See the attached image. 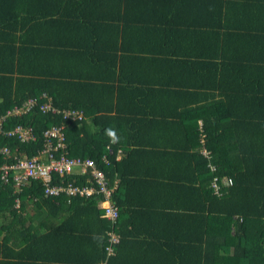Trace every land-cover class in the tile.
<instances>
[{"label": "trees", "instance_id": "trees-1", "mask_svg": "<svg viewBox=\"0 0 264 264\" xmlns=\"http://www.w3.org/2000/svg\"><path fill=\"white\" fill-rule=\"evenodd\" d=\"M4 2L0 27L12 32L14 58L13 66L0 67V116L29 98L49 97L58 109H78L84 117L66 120L35 107L7 118L3 126H31L36 140L24 143L0 134V147L36 155L44 131L64 124L68 155L94 159L110 188L117 180L112 198L118 216L108 218L99 195L68 202L63 194L46 195L41 180L15 185L0 178V215L8 212L11 232L25 236L16 243L19 253H33L0 264H264V0H162L157 17L148 9L141 12L138 0H11L9 11ZM130 8L139 10L135 18L128 15ZM181 14H195L192 22L200 29L185 28ZM36 34L42 37L26 44L25 36ZM137 37L136 49L130 40ZM180 38L193 45L205 38L210 74L186 83L193 90H175L171 106H152L131 72L140 68L135 61L148 51L145 39L158 44ZM83 41L92 49L78 57L69 49ZM172 48L153 49L166 55ZM72 51L80 61L103 65V73L45 71V61L70 58ZM150 130L161 135L148 136ZM162 158L169 163L162 175L169 182L158 189L151 209L142 200L152 174L145 169ZM5 161L0 153V164ZM53 176L56 184H81L91 174ZM180 222L197 230L194 238L181 239ZM113 234L119 238L114 244ZM6 244L0 242L2 253Z\"/></svg>", "mask_w": 264, "mask_h": 264}, {"label": "crops", "instance_id": "crops-1", "mask_svg": "<svg viewBox=\"0 0 264 264\" xmlns=\"http://www.w3.org/2000/svg\"><path fill=\"white\" fill-rule=\"evenodd\" d=\"M159 3V9L162 6V0H157ZM157 1L155 0H138L137 5L141 12H148L149 15H156L159 14L156 10ZM198 1V0H195ZM4 7L10 10L9 7H12L11 0H5L3 3ZM1 8V7H0ZM205 9V8H204ZM132 10V11H131ZM137 8L134 10L132 8L129 9L128 15L132 18H135L137 15V12L139 11ZM192 10V9H191ZM1 11V9H0ZM7 11V10H6ZM179 12H184L183 8ZM8 13V12H7ZM6 13V14H7ZM143 13V14H144ZM194 13V12H193ZM11 14V12H10ZM1 16V13H0ZM9 15H7L8 17ZM182 18L185 21L186 27L193 31L194 29H200V24H193L192 20L194 19V22L196 20L195 14H181ZM177 17V16H175ZM11 18V17H10ZM0 18V22H1ZM156 19V18H155ZM9 19L4 18V22L8 21ZM3 21V20H2ZM12 22V21H10ZM188 23V24H187ZM205 24V23H204ZM7 25V24H6ZM13 26V23H11ZM10 25V27H11ZM177 26V25H176ZM194 26V27H193ZM183 27V26H182ZM10 34H7L6 31H2V28L0 27V67H6L7 69L11 66H13V56L14 51L12 48V32L9 30ZM70 36L69 43L71 44L74 39V34H68ZM38 35L35 36H25L26 44L29 43V40L31 41L33 38H36ZM42 37V36H41ZM53 37V36H52ZM4 38L6 40H4ZM64 40V39H63ZM68 41V39H65ZM201 38H198V43L193 45V40L191 39H178V42H169V43H152L148 39L144 40L143 45L148 47V51L146 53H140L142 58L140 61L136 60L135 65L136 67H140L137 71H131L132 74H136L139 78L140 88L146 92L149 96L148 98H145L147 101H149V104H152V106H171L174 99V92L175 90H181L183 91H190L195 89L192 84H186V83H192L195 80H205V76L207 74H210L208 65H209V57L206 54L205 50V38L203 40V44H201ZM76 42L73 41V44ZM195 42V41H194ZM68 43V42H67ZM83 41L79 43L75 48L69 49V50H75L78 54V57L85 54L86 51H89L91 48V43ZM130 43H133L131 47L136 48L140 47L138 37L135 39H131ZM26 44L24 45L25 47ZM209 44V43H208ZM210 45V44H209ZM159 46H168L169 48L175 47L176 52L174 53V50L172 48L171 52L166 55H160V53L157 50H154L153 48L159 47ZM29 48V47H28ZM85 48V49H84ZM213 52L212 50H210ZM56 53L55 55H57ZM26 57H29L28 55ZM191 64H197L196 69L194 66H191ZM53 65V66H51ZM101 67V68H100ZM102 68L103 65L100 66L99 63L94 62H87L86 60H78L74 52L72 51L70 58L67 57H59V58H53L49 59L48 61H45L44 63V69L45 71L53 72L55 74H63V73H69V74H102ZM73 72V73H72ZM99 72V73H96ZM193 78V79H192ZM160 82H166L164 85H161ZM151 89V90H150ZM201 104V103H197ZM187 106H194V104L187 103L185 104ZM147 114L144 118H146ZM150 118L152 117L149 114ZM172 117H169V121ZM146 120V119H145ZM151 121V119H150ZM149 122V121H148ZM166 123V122H162ZM155 130H150V133H147L148 136L150 134L154 135H161V132H155ZM156 166H152L145 169V171H151L152 174L147 176V179L145 181V184L143 185V192L146 191L147 195H143V201L146 202V206L151 207V209L155 208L156 202L158 200L157 191L158 189L160 191H163L162 184L168 183L169 179H163L162 175L168 174V165L169 163L162 158V161H159ZM171 165V164H170ZM159 173V174H158ZM144 176L141 177L139 181H144ZM163 182V183H162ZM161 187V188H160ZM6 215V217H5ZM5 215H0V242H7V246L5 247V251L2 253L0 249V261L10 262L15 260V257L19 253L20 245L16 243H20L21 241H24L25 236L23 234L17 235L18 233H12L10 229L11 228V220L12 216L9 215L8 212H6ZM60 221L59 218L55 219V222L58 223ZM179 227H183L184 230H180L179 235L182 238L190 239L194 238V233L192 231L197 230H186L188 227H190L187 222H180ZM42 231V230H41ZM202 230H198V232H201ZM203 232H206V230H203ZM206 236V234H204ZM24 246V243L21 244ZM186 245H189V242L186 243ZM61 247V242L59 241V245L56 246L57 249ZM33 253H25L22 254L19 253V255H31ZM32 256V255H31Z\"/></svg>", "mask_w": 264, "mask_h": 264}, {"label": "built area", "instance_id": "built-area-1", "mask_svg": "<svg viewBox=\"0 0 264 264\" xmlns=\"http://www.w3.org/2000/svg\"><path fill=\"white\" fill-rule=\"evenodd\" d=\"M37 109L43 113L62 114L64 119L82 120L84 113L78 109L60 110L53 105L52 99L47 98L43 102H39L36 98H29L21 107L14 106L7 110L5 114L0 116V134L6 137H16L21 142L30 143L36 140L33 127L25 125H17L13 128H5L3 125L7 118L26 114L31 109ZM43 146L38 153L29 156L26 153H17L9 146L0 147V153L6 159L0 164V178L5 182H14L15 185L24 184L28 180H41L45 186L46 195L61 196L62 194L68 198V202L72 197L89 198L99 195L102 198L101 206L105 209V213L111 220H116L118 216V208L114 201L113 194L117 188V180L115 185L110 188L109 177L106 172L97 165L92 158H82L79 156H69L67 144L65 142V125H53L47 128L43 134ZM110 153H113L111 144L107 145ZM203 154L210 156V152L204 148ZM123 150L118 148L116 159L120 160ZM105 163H109V158L105 156ZM214 169V167H212ZM54 173L64 174H88L91 176L88 181L81 184L68 182L67 184L54 183ZM230 182V179L226 180ZM218 178L213 181L214 187L218 188ZM19 205V199H17ZM118 237L113 234L110 237L112 244L118 241ZM109 253L113 248L108 247Z\"/></svg>", "mask_w": 264, "mask_h": 264}, {"label": "clouds", "instance_id": "clouds-1", "mask_svg": "<svg viewBox=\"0 0 264 264\" xmlns=\"http://www.w3.org/2000/svg\"><path fill=\"white\" fill-rule=\"evenodd\" d=\"M203 149H204V148H202V151H201V152H202V154H203ZM208 151H209V150H208ZM209 152H210V151H209ZM203 155H204V156H206L205 154H203ZM122 156H123V155H122ZM212 167H213V166H212Z\"/></svg>", "mask_w": 264, "mask_h": 264}]
</instances>
